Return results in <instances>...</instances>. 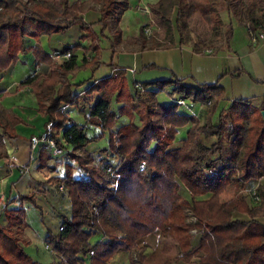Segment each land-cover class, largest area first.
<instances>
[{
  "label": "trees",
  "instance_id": "1",
  "mask_svg": "<svg viewBox=\"0 0 264 264\" xmlns=\"http://www.w3.org/2000/svg\"><path fill=\"white\" fill-rule=\"evenodd\" d=\"M220 1L203 0L198 4L203 13L211 14L216 29L223 25L216 8ZM222 1L229 11L239 10L237 14L243 11L242 0ZM260 2L263 4L264 0ZM66 3L65 0H0V75L18 62L20 54L30 51L27 38L40 40L75 25L87 33L82 39H92L85 53L96 52L92 59L85 57L81 64L72 54L65 63L53 64L48 77L36 74L25 81L37 95L40 113L49 117L52 140L59 149L71 145L69 156L86 174L85 178H76L74 167H65L64 182L72 210L70 217L62 216L61 230L49 234L48 246L56 256L52 264H109L120 252L130 254V264H192L195 258L199 264H264V184L250 187L253 181L264 178V106L256 107L246 99L220 106L226 95L220 80L228 74L238 77L241 72L226 69L215 84L188 85L177 77L138 87L135 84L134 96L127 71L112 65L114 73L110 77L86 89L88 95L100 93L85 114L86 124L101 129V134L90 138L87 125L73 122L64 108L80 107L82 99L74 87L84 82L73 84L69 77L102 65L98 60L100 47L95 44L98 35L93 24L83 17L72 20L64 17ZM96 5L101 13L98 23L104 29L111 26L120 39V23L129 9V1L89 0L74 3L71 9L82 14ZM187 5L188 0H159L150 7L157 19L171 25L175 9L178 8L179 18ZM263 24L261 18H252L249 29L256 31ZM227 36L226 48L230 50L233 28ZM135 39L142 45L141 50L175 46L174 39L169 44L149 42L143 31ZM81 48L80 44L67 46L64 52ZM34 52L45 60L49 58L40 47ZM161 92L177 98L162 105L157 100ZM114 99L122 103L121 113L129 115L131 120L138 115L141 125L131 121L116 128L119 115L112 109ZM185 100L205 107V124L195 123L190 114L179 110L180 101ZM217 112L219 116L214 121ZM22 122L0 104V127L4 130L0 134V160L8 157L3 137H18L15 127ZM190 125L182 145L176 147L179 129ZM106 136L109 150L103 152L112 153L117 161L100 167L84 149ZM40 157L41 166H45L50 152L43 150ZM230 184L236 185L237 192L247 194L239 193L220 205L196 199L218 193ZM182 187L189 192L191 200L181 195ZM35 196L36 193L20 195L21 204L26 201L35 204ZM3 213L8 225L0 226V264H42L25 250L30 240L25 237L28 225L23 205L20 209L5 207ZM191 217L196 222H190ZM195 229L199 233L196 244L192 233ZM156 231H160L159 246L146 256V245L140 247L138 243ZM96 235L101 239L96 244L90 243Z\"/></svg>",
  "mask_w": 264,
  "mask_h": 264
},
{
  "label": "crops",
  "instance_id": "2",
  "mask_svg": "<svg viewBox=\"0 0 264 264\" xmlns=\"http://www.w3.org/2000/svg\"><path fill=\"white\" fill-rule=\"evenodd\" d=\"M86 1L89 0H68V7L71 9L74 3ZM158 1L156 0L152 4ZM99 12L100 6L96 5L93 10L86 13L81 14L73 11L72 14L74 15L71 17H83L86 22L94 24L93 30L98 35L97 41L100 44L98 60L102 62V65L98 67L97 65L89 67L79 71L75 77H69L73 84L84 82L83 85L74 87V92L80 93L82 98L80 107L68 105L64 108V111L70 115L73 122L81 125L86 124L85 114L89 113L88 110L100 96V93L88 95L86 89L91 84H97L110 77L114 73L112 65L119 66L127 71L128 84L134 96L135 84L138 87L143 83L168 81L174 77L185 80L188 85L215 84L226 69L231 72H241L238 77L228 74L220 80V85L223 86L224 92H226L220 106L227 107L236 99H246L254 103L255 106H264V41L254 45L246 26L247 34H242L244 37H241L243 38L241 43H237L234 36L230 42V50L226 48L215 54L194 50L193 47L184 44L175 45L171 48L131 51L122 49L121 45H114L111 42L114 40L108 33L111 26L104 29L102 24L98 23L101 14ZM124 14H129L128 10ZM92 15H94V18H91ZM124 19L125 17L122 20L124 21ZM74 27H79V25L70 27V29ZM70 29L68 28V31ZM59 34L62 33H56L51 37L43 36L40 40L27 38L26 46L30 48V51L20 54L18 62L0 75V104L3 110L23 120L15 127L18 137H3L8 157L0 160V226L8 225V220L3 213L5 207L11 210L20 209V206L23 205L24 208L33 211L32 213L38 218L40 225L37 230L33 229L32 225L29 224L28 217H26L28 227L25 230V237L30 240V245L25 246V250L42 264H51L56 260L55 254L51 252L48 246V237L52 229L46 223L44 206L53 205L59 208L60 218L56 220L54 232L60 231L63 222L62 216L70 217L72 210L71 199L64 182L66 177L65 167L72 165L76 178L86 177L85 172L80 167L78 169L81 170V173L77 172V162L72 160L68 154L73 149L71 145L65 144V149L52 148L46 143L37 147L33 146V140L40 139L45 135L49 117L40 113L37 95L34 93L32 86L26 84L25 81L36 74L48 77L53 64H63L70 58L72 51L64 52L65 48H62L56 40ZM86 35V32L82 34V36ZM124 40L121 41L124 43L126 42ZM38 47L42 48L48 55L47 60L40 53L38 56L34 52V49ZM55 53L60 54L58 60H54L52 57ZM90 54V56L87 54L89 60L96 55V52L91 51ZM73 55L77 56L78 61H80L79 51L74 52ZM150 89H154V87ZM169 89L172 90L173 87H169ZM180 103V108H184V112L190 114L195 123L202 124L206 122L207 113L203 106L194 104L189 100L180 101ZM86 125L87 134L90 138L98 136L101 132V129L96 125ZM190 127L191 125L184 127L183 130L188 131ZM3 131V128L0 127V134H3ZM106 139L107 136L99 142L89 144L84 149L91 154L95 164L102 165L107 160H112L115 163L117 161L112 153L98 151L101 147L100 143ZM183 140L176 139L175 146H181ZM43 150L50 152V157L45 166H41L40 153ZM257 182L263 184L264 178L253 181L250 187H254ZM32 193H36V203L26 201L21 204L20 195ZM186 193L190 195L188 191ZM218 193L208 194L199 199L197 197V200H208L215 205H220V203L213 201V196ZM192 264H199V259H193Z\"/></svg>",
  "mask_w": 264,
  "mask_h": 264
},
{
  "label": "rangeland",
  "instance_id": "3",
  "mask_svg": "<svg viewBox=\"0 0 264 264\" xmlns=\"http://www.w3.org/2000/svg\"><path fill=\"white\" fill-rule=\"evenodd\" d=\"M24 1L26 2L27 0H24ZM65 1H67V3L64 8V17L68 18L69 20H72L73 18L71 17L74 15L72 14L73 11L72 9L68 7L69 5L68 0H65ZM128 1H129V9H128L129 14H123L122 19L123 17H125V19L124 21L121 20V23H120L121 30H122V36L120 39L124 40L126 38L124 40L126 42L123 43L118 37H116L111 27L110 29H108V33L114 39L111 41L114 45H121L120 47L122 49L131 50V51L142 49V45L135 39V37L137 36L139 37V35L143 31L149 42H153L154 40H156V42H159L162 44H169L170 41L174 39L175 45L184 44V45L193 47L194 50L195 49L199 51L209 50L210 53L215 54V53L221 52L223 49H226V42H227V37H228L227 35H228V32L232 28L234 30V36H235L233 37L237 40V43H241L243 41L242 40L243 38L241 37H244L242 34H245V35L247 34V28L249 29V21L252 18H261L262 21H264V3L262 4L260 0H242L243 11L241 12V14H237L239 10H237L236 12L229 11L227 8H225L226 6L225 4H223L222 0L220 2H217L216 8L220 11L221 13L220 15H221L222 22H223V25L219 27L218 29H216L214 26V21L212 19L211 14L203 13L201 9L198 8L199 2L201 3L203 2V0H188V5H187L188 7L183 12L182 17H179V18H178V15H179L178 8H176L172 16L173 23H171V25L165 24L164 22L160 21L154 16L153 12L151 11L150 6L153 5L152 3L155 2L156 0H128ZM91 18H94V15H92ZM100 18H101V14H100ZM241 19L242 21H240ZM110 22L111 23L113 22L112 18ZM84 32L85 31L81 29V27L79 26V27H74L73 29H70L69 31L67 30L64 33L59 34V36L56 37V40L58 41V43L61 45L62 48H66L68 45H73L71 47H74L80 44L82 46L80 50L77 49L71 52L72 54L74 52H78V51L80 52V55H78L80 58L79 64L82 63V60L85 57L87 58V54L88 56L91 55L90 53H85V49L89 48L92 45V39L91 38L87 40L82 39L83 37L82 34ZM250 32L251 30L249 29V33ZM253 32H256L258 36L260 37V39L264 41L263 39L264 38V24H263V27H260L256 31L253 30ZM95 44L99 45L100 47V44L97 40H95ZM161 94L163 95L161 96ZM157 100L162 105H168L174 102L171 96L168 94V92L159 93L157 95ZM137 104L138 103L136 102V105ZM252 104L254 105V103ZM121 107H122V103H118L114 99L112 103V109L119 115V120L116 123L117 124L116 128H120L123 125L129 124L131 121H134V123L138 126L141 125V120L138 115H134V120H131V117L129 115L121 113V110H120ZM179 110L181 112H184L185 109L180 108ZM218 116H219V113L217 112V115L215 116V119L213 120L217 121ZM203 124L205 123H202V125ZM183 129L184 128H181L178 131V134H177L178 140H183L184 138L187 137L188 131L183 130ZM99 134H101V132ZM103 139L98 140V142ZM45 143L48 144L47 141ZM154 145L155 144L153 143L152 147ZM48 146L51 147L50 145ZM100 146L101 147H99L100 149L98 150L99 152L104 151V150H109V137H107L105 141L101 142ZM108 162L115 163L112 160L110 161L107 160V162L102 163V165L98 163L96 165L100 167L101 166L105 167L106 165L110 164ZM76 167H77L76 168L77 172L81 173V170L78 169V167H80L78 163H76ZM257 184L260 185V183L257 182L254 187H257L258 186ZM114 186L116 187L117 185H114ZM236 188L237 187L235 184H230L226 186L225 189L223 190L221 189L220 190L221 192L213 196L214 198L213 201L215 203L221 204L224 201H227V200L229 201L230 199L236 197L237 193L238 194L240 193L242 196L247 194L245 193V191L237 192ZM185 190L186 189L184 187L180 189L181 195L185 199L191 200L192 197L188 195V193H186L187 191ZM199 198L200 197H198V199ZM251 203L253 206H257L255 205L254 201H251ZM44 207H45V217L47 218L46 223L49 225L50 229H52L53 233H58L59 231L58 232H54V231L56 229L55 228L56 220H59L60 218L59 208L53 205H48V206L45 205ZM25 209H26L29 224L32 225L33 229L37 230L38 229L37 227L40 225V223L38 222V218L34 216V214L32 213L33 211L27 208ZM189 214L192 215L190 211H189ZM189 221L196 222V219L194 217H191ZM192 233L194 234V243L196 244L198 241L197 238L199 237V233L197 232L196 229L193 230ZM100 239H101L100 235L93 236L90 240V243L96 244ZM159 239H160V231H156L155 233L149 236H146V238L141 240L138 243V245L140 247L146 245L147 249L145 251V255L150 256L158 248ZM135 255H137V252H135ZM32 258L38 261L34 257ZM109 264H130V254L120 252L114 256L111 263Z\"/></svg>",
  "mask_w": 264,
  "mask_h": 264
},
{
  "label": "built area",
  "instance_id": "4",
  "mask_svg": "<svg viewBox=\"0 0 264 264\" xmlns=\"http://www.w3.org/2000/svg\"><path fill=\"white\" fill-rule=\"evenodd\" d=\"M250 38H251V41L254 44H257L259 41H262V39H260V37L258 36V34L256 32H253V31L250 32ZM205 51L207 53H210L209 50H205ZM59 58H60V54L59 53H55L53 55V59L54 60H58ZM52 129H53V127H52V124L50 123L47 126V130H46L45 135L42 136L40 139L33 140L34 141L33 146L34 147H37V146H39L41 144H44L47 141L48 145H50L52 148H57L55 142L52 140V137H51L52 132H53Z\"/></svg>",
  "mask_w": 264,
  "mask_h": 264
},
{
  "label": "water",
  "instance_id": "5",
  "mask_svg": "<svg viewBox=\"0 0 264 264\" xmlns=\"http://www.w3.org/2000/svg\"><path fill=\"white\" fill-rule=\"evenodd\" d=\"M262 115H263V118H264V110H262Z\"/></svg>",
  "mask_w": 264,
  "mask_h": 264
}]
</instances>
